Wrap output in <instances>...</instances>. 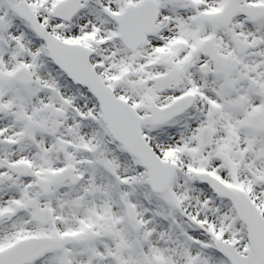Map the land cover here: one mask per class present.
<instances>
[{
  "label": "snow or ice",
  "instance_id": "1",
  "mask_svg": "<svg viewBox=\"0 0 264 264\" xmlns=\"http://www.w3.org/2000/svg\"><path fill=\"white\" fill-rule=\"evenodd\" d=\"M0 264H264V0H0Z\"/></svg>",
  "mask_w": 264,
  "mask_h": 264
}]
</instances>
